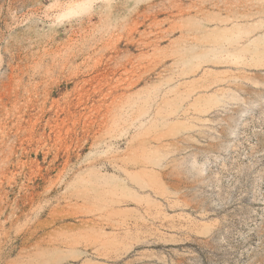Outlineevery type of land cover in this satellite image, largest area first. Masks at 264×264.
I'll return each instance as SVG.
<instances>
[{"label": "rangeland", "instance_id": "rangeland-1", "mask_svg": "<svg viewBox=\"0 0 264 264\" xmlns=\"http://www.w3.org/2000/svg\"><path fill=\"white\" fill-rule=\"evenodd\" d=\"M0 264H264V0H0Z\"/></svg>", "mask_w": 264, "mask_h": 264}]
</instances>
